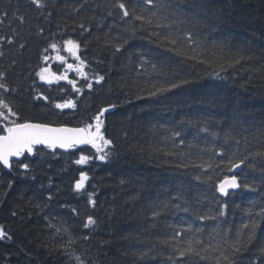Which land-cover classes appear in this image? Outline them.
Listing matches in <instances>:
<instances>
[{"label": "trees", "instance_id": "1", "mask_svg": "<svg viewBox=\"0 0 264 264\" xmlns=\"http://www.w3.org/2000/svg\"><path fill=\"white\" fill-rule=\"evenodd\" d=\"M161 2L166 19L142 25L133 14L151 7L143 0H44L43 9L0 0V37L11 38L0 40V83L8 88L0 95L17 122L84 126L116 105L102 118L112 140L105 160L90 145L39 146L19 159L30 166L26 174L17 159L10 169L0 164V226L10 237L0 239V264H79L76 256L83 264H224L203 249L227 251L251 223L249 210L264 211V0H154ZM67 39L85 61L87 79L68 73L80 92L36 75L42 57L56 54L51 43L78 63L63 49ZM47 65L57 75L66 67ZM160 87L167 90L149 95ZM66 99L76 108H55ZM81 154L92 159L78 165ZM229 159L245 161L241 187L222 196L216 183L233 174ZM82 171L88 180L77 191ZM89 216L94 223L85 227ZM259 219L234 264H264ZM188 240L203 242L200 254L179 257L173 246Z\"/></svg>", "mask_w": 264, "mask_h": 264}, {"label": "snow or ice", "instance_id": "2", "mask_svg": "<svg viewBox=\"0 0 264 264\" xmlns=\"http://www.w3.org/2000/svg\"><path fill=\"white\" fill-rule=\"evenodd\" d=\"M32 3L37 7V9L45 8L44 0H32ZM143 3L147 6H151L148 9L142 8L141 14H133V19L136 21H140L141 24L151 25L154 20L163 21L166 19L164 15L161 14V9L164 7V4L161 3H154V0H143ZM114 7H118L123 11L124 17H129L130 13L123 2H118L114 5ZM155 9V10H153ZM149 12V15H144L145 11ZM5 13V17H6ZM21 21L24 20V17H19ZM160 27H168L167 24L160 23L158 24ZM83 27V25H81ZM135 29H133L134 31ZM41 31H43L41 29ZM189 39L191 34H188ZM165 39L169 40L172 45H176L178 43L177 39H173L171 37H164ZM0 40H8L11 43L10 37H0ZM80 45L72 40L67 39L63 41V49L68 53L69 56H72L75 60L78 61L77 64L68 63L65 56L60 55V47L56 43L49 44V48L52 49L56 54L55 56H48L44 55L42 57L43 61L46 63L45 67H41L36 75L39 77L41 81H45L49 84L53 83L54 81H62L65 80L69 85L72 86L75 92H80L81 89L77 87V81L68 78V73L70 71H75L80 77L87 79V73L85 72V61L81 59L78 55ZM48 49H45L47 52ZM119 51V48H117ZM50 59H54L59 61L61 64L66 65L65 70L60 75H57L55 72H52L51 67L47 65V62ZM155 67V66H153ZM5 74L0 73V78H2ZM96 82L99 83L104 79L103 76L95 77ZM181 83H187V81H181ZM87 87L89 89L92 88V83H87ZM172 88L178 87L177 84H172ZM0 89L4 90L5 92L8 91L6 84L0 83ZM166 88L160 87L156 88L155 92H149V95H155L158 92L166 91ZM36 99H40V97H36ZM44 100H47L48 97L44 96ZM76 102L73 99H66L63 102H58L55 104V108L64 110V109H75ZM116 105H109L108 108H102L98 111V113L92 118L94 123H87L83 127L77 128H69V127H53L49 124L44 123H33L30 121H24L23 123L17 122V112L13 110L12 106L0 95V164H2L5 168H12L13 167V158H20L25 155V153H33L34 149L37 145H44L49 149H72L76 148L78 145H90L92 148L95 149V152L99 154L97 156L100 160H105L107 157V149L111 144L112 140L105 137L104 131H102L104 127V121L102 117L104 116L105 112L109 111L110 108H114ZM207 131V129H204ZM174 136H179V132H174ZM183 143V141H181ZM223 155V153H220ZM92 157L81 154L79 158L75 161L78 165H85L91 160ZM245 161L243 159L236 161L235 163L229 159L227 161L228 170L231 172L234 169L239 168L241 164ZM16 163L18 164L19 168L24 170L26 174L29 169V164L23 163L19 159H17ZM201 167L211 168V164L201 165ZM199 179V177H197ZM211 179V178H210ZM88 180V176L85 172H80L79 179L75 182V189L77 191L83 189L85 187V182ZM9 187H11V182H9ZM241 187V184L236 175H223L221 179H219L216 183V189L219 193L223 195H228L230 189H238ZM243 187L245 189H250L251 185L244 184ZM89 202L95 204V201L89 199ZM223 207H227L224 205ZM75 211V209L73 210ZM250 212V219L251 223L245 224L243 226V231L238 234V237L234 242L231 244L230 248L227 251L220 250L217 248H212L211 245H208L207 248H204L203 251L211 250L213 252H218L216 259L218 261H223L224 264H234L235 257L238 253L244 251L248 244L252 243L257 229L260 226V217H264V211L259 213H252L251 209ZM156 213H154L155 215ZM255 216V219H252V216ZM201 220L206 219V217L201 216ZM94 220L91 216L87 218V223L85 227L93 224ZM179 235V233H177ZM0 239H10L8 234L5 232L3 226H0ZM72 241H68L70 245ZM203 244L202 241H194L188 240L185 242L183 247H176L175 245L174 250L178 254L179 257H185L187 255L195 254L199 255L201 251V245ZM260 254L264 256V248H261ZM75 259L79 261V264H83V261L80 260L79 256H76Z\"/></svg>", "mask_w": 264, "mask_h": 264}, {"label": "water", "instance_id": "3", "mask_svg": "<svg viewBox=\"0 0 264 264\" xmlns=\"http://www.w3.org/2000/svg\"><path fill=\"white\" fill-rule=\"evenodd\" d=\"M108 108V107H107ZM113 108H110L109 109V111L110 110H112ZM108 112V111H107ZM107 112H105V113H107ZM30 122H33V123H41V122H35V121H30ZM21 123H23V122H21ZM44 124H46V123H44ZM49 125H51V126H53V127H61V126H63V127H69V128H77V126H70V125H52V124H49ZM78 127H83V126H78ZM38 146H40V145H37L36 147H38ZM41 146H44V145H41ZM78 146H80V145H78ZM44 147H46V146H44ZM56 149H59V150H62V151H70L71 149H67V150H65V149H60V148H56ZM33 153H34V151H33ZM33 153H31L30 155H33ZM25 154H29V153H25ZM21 158V157H20ZM16 159H19V158H16ZM241 168H242V164L239 166V168H237V169H234L233 170V174L232 175H236L237 176V178H238V180H239V177H238V173H239V171L241 170ZM7 169H10V168H7ZM240 182V181H239ZM86 183V182H85ZM238 189H240V188H238ZM238 189H230L229 191H236V190H238ZM221 194V193H220ZM222 196H225V195H223V194H221Z\"/></svg>", "mask_w": 264, "mask_h": 264}, {"label": "rangeland", "instance_id": "4", "mask_svg": "<svg viewBox=\"0 0 264 264\" xmlns=\"http://www.w3.org/2000/svg\"><path fill=\"white\" fill-rule=\"evenodd\" d=\"M60 55H62V54H60Z\"/></svg>", "mask_w": 264, "mask_h": 264}]
</instances>
